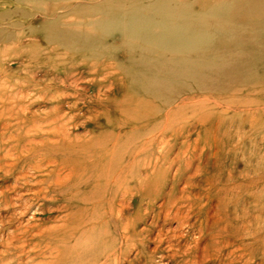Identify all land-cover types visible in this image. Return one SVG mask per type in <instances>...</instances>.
Returning a JSON list of instances; mask_svg holds the SVG:
<instances>
[{
    "label": "rangeland",
    "instance_id": "1",
    "mask_svg": "<svg viewBox=\"0 0 264 264\" xmlns=\"http://www.w3.org/2000/svg\"><path fill=\"white\" fill-rule=\"evenodd\" d=\"M102 2L0 0V12H22L9 18L17 22L20 38L0 40V159L6 162L1 165L11 161L6 155L15 158L18 142L25 154L34 142V170L0 172V194L5 192L0 198L10 196L16 205L0 209V264L264 263V0H199L195 10L202 2L214 7L227 3L228 18L222 20L237 24L220 51L218 41L209 43L215 52L194 71L189 61L175 57L184 52L182 45L165 48L158 60L148 56L150 50L120 40L106 51L45 39L50 21L97 29L91 14L93 5ZM172 65L182 68L178 74L169 71ZM8 121L9 127H1ZM61 128L65 133L58 134ZM44 143L60 144L63 152L69 147L72 153L65 160L44 152ZM93 143L98 153L115 155L116 171L109 176L114 202L122 210L112 220L113 244L104 233L105 205L98 203L107 181L95 177L91 159L83 157L84 145ZM157 158L156 194L173 197L177 183L198 199L178 229L177 218H156L162 197L143 198L136 189L144 166ZM73 162L83 167L79 177L73 175L65 186L46 185L70 173ZM136 216V241H121L120 221ZM160 228L162 243L157 240ZM209 236L214 242L206 246ZM184 250L191 257L198 251L211 257L188 263Z\"/></svg>",
    "mask_w": 264,
    "mask_h": 264
},
{
    "label": "bare ground",
    "instance_id": "2",
    "mask_svg": "<svg viewBox=\"0 0 264 264\" xmlns=\"http://www.w3.org/2000/svg\"><path fill=\"white\" fill-rule=\"evenodd\" d=\"M80 5H82V3ZM88 5H91V4H88ZM197 5H199V0H193V1H189V0H150V2L146 5L139 3V2H136V1H132V0H105V2L99 3L97 5L96 4L93 5L94 12H92L91 16L93 15L94 17L93 16L92 17L94 19L91 21L92 22L91 25L97 24V26H99V27H97V29H95V28L82 29L79 27H69V26L66 27L64 25L60 26V24H58L59 22L54 23L57 21H54V22L50 21L49 23H51V25L49 24V26H47L44 29L43 33H44L45 39H47V41H49L51 43L67 45V46L73 47L75 49H80V50L86 49V48H91V47H97V48L101 47V49H105V47H106V51H111L112 50L111 46H113L114 44H117L118 40H120L121 43H123L125 45H130L131 47H135V48L137 46H139V49L140 50L143 49V51L150 50L152 53L149 51L150 53L148 54V56L149 55L154 56L153 54H155V57H157L158 60H160L161 57L165 56L164 52H163V50H165V48H169V47H173V46L179 47L182 45V47L184 48V52H181L180 55L175 56V57L179 58L180 60H184V62L189 61L191 63L190 69H191V71H194L195 69H197V67L200 63H207L209 55L212 54L213 52H215L214 50H209L207 48L210 45L209 43H211L212 41L214 43H216L218 41L219 44H217L218 46L216 45L218 47L216 51H220L219 47L221 45L225 44V42H224V44H222L221 42L224 39L226 40V36L228 35V31L236 23V22L232 23L230 20H229L230 21L229 23H225L227 21L222 20V19L228 18L227 15H228L229 11H227V10H230V8H229V5L227 3L224 4L223 6H219V7L215 6L216 7L215 8L213 5L212 6L205 5L202 2L200 5V9L198 8V10H195L194 8H196ZM225 8H226V10H225ZM257 12H259V11H257ZM21 13L22 12H20V13L17 12V10H12V11L7 10V11L0 12V26H1L0 27V40L6 39L7 37H11L8 39H13V38H17V37L20 38V35L18 34L19 30H18L17 22L10 21L9 18L14 17L15 15H21ZM224 16H226V17L223 18ZM46 25H47V23H46ZM231 30L229 32H231ZM103 43H105V46ZM150 46H152V47H150ZM209 48H211V47H209ZM237 51H239V50H237ZM237 51H236V53H237ZM96 52H98V51H96ZM177 58H175V59H177ZM175 59L173 61H175ZM216 59H217V57H216ZM104 66H105V68H108V67H111L112 65L111 66L104 65ZM186 66H187V63H186ZM170 67H171V69L169 71L173 70L172 73L175 72L176 74H178V72H180L179 70L182 69L181 67H177L175 69L174 65H172ZM182 67H185V66H182ZM208 68H210V67H208ZM211 69H212V67H211ZM147 70H149V69L147 68ZM158 70H160V68H158ZM188 71H190L189 68H188ZM185 72H183V70H182L181 73H183V75H186L187 73L184 74ZM199 73H201V72H199ZM9 116H10V119H12L13 116L11 114H9ZM9 122L10 121H8V123H6V124H2L1 127L2 126L3 127H7V126L9 127L10 126L9 124H11ZM57 133L63 134V133H65V129L61 128ZM29 143H30L31 147H30V149H28L26 151L27 154L23 153L20 142H18L16 145H14L15 146L14 148L16 150L15 151L16 153L14 154L15 158L13 157L12 154L6 155V157H12L13 158V159L12 158L9 159L12 161V162L10 161L11 163L9 162V164H5L4 166H2L1 164L5 161V159H2L3 157L0 159V165H1L0 166V172L1 173L3 171L5 172V169L7 171L8 168H12L13 170L21 168L22 170H21V172L19 171V174L20 173L22 174L23 172L27 171V168L29 166L32 167V169L34 170V165H33L34 163H32L33 162L32 159H34V142H32V140H30ZM96 145H97L96 143H93L90 145H84L86 148H83V150H84L83 151V157H84V159H91V161H92L91 162L92 164H90L91 167L96 168V170L98 171V172H95V177L103 178L107 181V182H105V187H104L102 197L98 198V203L100 201H103V203H104L103 206L105 205L104 206L103 221H104V224L106 225V230L104 233H106L111 238V241H109V243L111 242L113 244L115 241L114 237H113L114 233H113V231L110 230V228L111 229L114 228L112 220H115V218H118V216L120 215V212L122 210V209L118 210L117 209L118 207H116V204L114 202L115 201V198H113L114 192H112L113 188L111 189V187L113 186L112 182L114 180H113L112 176H111V178L109 176V175H112L113 171H116V169H112L113 168L112 166H113L114 161H115V155L111 152V150L109 151L111 153H105V152H102L103 154L98 153V151H96L98 148ZM44 146L47 147L45 150H43L44 152L47 151L50 154L51 153L53 154L55 152L61 158L65 157L64 158L65 160L67 158V154L72 153V149H69V147L65 149V152H63L62 148L60 147V144L48 146L47 144L45 145V143H44ZM76 147H74V148H76ZM79 150H80V148L76 151L74 150L73 153L75 154L76 152H79ZM124 154H130V150H129V153H124ZM131 155H133V154L131 153ZM154 160H155V158H154ZM122 161L123 160H121V164H123L125 160L123 161V163H122ZM151 162H153V161L150 160V163ZM159 162H161V159L157 158V161L152 166L150 165V163L148 166H144V170L146 169V172H144L143 177L139 178V180L137 181L136 189H137L138 193H141L140 195L143 198L147 197V198L154 201V200H156V199L158 200L159 198L162 197L163 203L162 204L160 202L158 203V204H161V205H159L161 208L158 211L156 218L160 219L163 217L164 220H167L169 218L171 219V216H173V220L172 219L171 220L174 221V218L175 219L177 218V220H178L177 223H179V226H177L176 229H178L181 227V225H183V222L187 221L188 217L191 216V215H188V213L195 206H197V200L198 199L193 198V196L190 194H187V192H185V189L183 187L179 189V186L177 183H175L174 186L172 187L173 192H174V190L177 191V193L173 197H171L170 194L168 196L165 195L163 197L161 192L156 194L155 191H158L156 188L159 185V178H160L159 173H157ZM4 163H6V162H4ZM76 163L77 162L72 163L71 169L69 171L70 173L65 174V175L64 174L58 175V176L56 175L55 179L53 181H50V182H48V180L45 178V179H43L42 182H45V183L48 182L49 184L47 183L46 185H49V187L62 186V185L65 186L66 185L65 182L68 181L70 178H72L73 175L74 176L77 175L76 177H79L80 173L82 172L81 170L83 167H80L81 165H78ZM188 163H190V162H188ZM62 166L66 167L64 164H62ZM149 166L153 169L152 172L147 171ZM79 169H81V170H79ZM179 170H180V168L177 169L175 175H177L178 173L179 174L181 173ZM74 172H75V174H74ZM106 172L108 173V175ZM55 173H57V172H55ZM157 174H158V176H156ZM154 176H156V177H154ZM20 177H18V178L20 179ZM22 177H23V175H22ZM127 180H129V179H127ZM150 180H154V181L150 182ZM77 182H78V180H77ZM79 182L82 183L83 180L79 181ZM3 193H5V192H2L1 194H3ZM38 194L40 195L41 191ZM9 198H10V196H7V195H4L2 197V199L0 198L1 199L0 200V209L6 203H8L11 206L14 205V203H12L13 199L10 198L11 199L10 200ZM121 203H119V204H121ZM124 204H125V201H124ZM121 205H123V203ZM12 208H16V205L13 206ZM150 211H152V210H150ZM146 214H148V212ZM144 217H145V215H144ZM154 217H155V215H154ZM128 219L126 222L123 219L120 221L121 222V228L123 229L122 230L123 232L121 234V241H125L126 243H129L130 241H136L135 238H136V236H138L136 231H135V226L137 225L136 220L138 221L139 218L136 216L133 219L132 218H128ZM153 221H154V223L155 222L157 223V221H155V218ZM0 223H3V222H0ZM156 223L154 225H156ZM162 223H164V221ZM184 224L187 225L189 223L187 222ZM157 225H159V224H157ZM194 227H195V225H194ZM186 228H187V226H186ZM144 230L141 231L140 234H142L144 232ZM152 230H154V229H152ZM204 230H206V228ZM120 231H121V229H120ZM158 232L159 233H157L158 234L157 240L161 241V243H162L163 239H164V238L162 239L163 230L161 229ZM174 233H176V232H174ZM200 234H201V232H200ZM205 235H206V233L204 234V236ZM174 236H175V234H174ZM169 238H171V237H169ZM211 238L212 237H210V236L208 237L209 241L206 243L207 244L206 246H210L211 242H214ZM201 241H205V240L202 239ZM144 242L145 241L141 237L137 239V243L140 245H142ZM173 242H175V241H173ZM156 243H158V242H156ZM159 244L160 243H158V245ZM170 247H171V242H170ZM156 250H157V248H156ZM182 254L186 256L185 261L188 263L192 262L193 260H195L197 262L198 260L204 261V259H205V261H206L207 256L211 257L208 253L207 254H201V253H199V251H198V254H196V255H194L195 254L194 253L193 254L194 256H192V257L189 255V250H184V252ZM187 256H189V258H188L189 260H187ZM213 257H215V256H213ZM250 261H251V258H250ZM245 264H249V262L246 261ZM256 264H258V263H256ZM262 264H264V263H262Z\"/></svg>",
    "mask_w": 264,
    "mask_h": 264
}]
</instances>
